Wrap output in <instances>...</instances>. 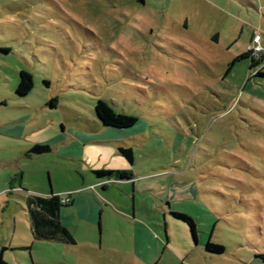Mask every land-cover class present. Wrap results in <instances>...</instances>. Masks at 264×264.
<instances>
[{
	"label": "rangeland",
	"instance_id": "374dc122",
	"mask_svg": "<svg viewBox=\"0 0 264 264\" xmlns=\"http://www.w3.org/2000/svg\"><path fill=\"white\" fill-rule=\"evenodd\" d=\"M262 1L0 0V120L16 119L27 131L41 126L27 137L51 139L62 128L99 123L96 99L143 120L152 164L159 158L170 170L178 166L197 190V198L171 201L193 218L197 245L186 246V224L165 218L166 234L189 254L183 262L264 264L258 257L264 255V77L252 76L257 66L249 68L248 57L226 71L251 33L258 32L264 45ZM212 33L217 42L208 39ZM19 70L32 78L23 96L15 93ZM109 158L101 155L112 171L116 164ZM157 166L146 174L155 176ZM24 168L35 178L25 180L29 186L40 184V176L46 190L48 176L56 190L80 182L52 152ZM117 180H106L104 197L127 208V197H115ZM135 184L154 188L157 204L167 190L163 177L136 178ZM23 209L14 208V231L10 219L0 230L26 246L5 250L8 264L135 263L125 224L115 220L110 230L109 213L102 214L100 244L96 227L90 234L82 221L73 227L74 244H65L34 240ZM114 230L119 239L107 235ZM207 240L224 251L204 252Z\"/></svg>",
	"mask_w": 264,
	"mask_h": 264
},
{
	"label": "crops",
	"instance_id": "0c3cea01",
	"mask_svg": "<svg viewBox=\"0 0 264 264\" xmlns=\"http://www.w3.org/2000/svg\"><path fill=\"white\" fill-rule=\"evenodd\" d=\"M246 2L251 5L259 3L261 6L263 4L262 0H257V2L256 0H246ZM208 39L217 42L218 34L212 33ZM148 126L143 120H139L129 128L103 126L99 122L94 124L93 127L78 125L76 127H68L67 129L62 128V131L54 138L37 140L35 136L27 137V134L41 126L27 131L20 124V121L16 119L9 121L0 120V230L5 225V222L10 219L11 228L14 231L16 226L14 208H19L23 205L28 223V231L33 238L25 211V198L29 195L48 196L50 194L60 195L67 193L66 196L70 201L60 208L58 217L62 226L70 232L73 241L74 228L78 226L79 221H82L85 230H88L90 234L96 227L98 244H100L102 238L101 218L105 212L106 214L109 213L106 219L109 221L110 230L111 228H115L113 226L116 224L115 220L125 224V232L122 234L129 236L127 241L133 255L131 258L135 259L134 264H161L165 259H172L174 264L177 261H179L178 264H185L183 260L189 259V254L183 251V247L179 244L177 245V240L173 241L166 234L165 218H169V220L175 222L176 219L170 215V211L182 210L171 204V201L197 198V190L192 179L186 178L184 173L179 171L178 166H175L177 170H173V168L170 170V164L162 163L159 158L155 159L154 163V165L158 164L156 170L159 171H156V175L146 174V169L151 168L154 170V165L152 164L154 158L149 154L150 138L146 133ZM42 141L49 146L47 153L52 152L61 160L67 162L71 168V174L73 175L74 172L80 178V182L76 178H71L74 180L72 186H65L56 190L52 188L53 184L51 185V180L48 176L50 186L46 190L44 187L45 180L43 186L40 176L36 178V181L40 184L33 185L31 182V186L26 184L25 180L31 181L35 178L31 175L29 169L24 168L25 162H31L33 158L41 154L26 156L25 151L31 145ZM118 147L131 148L133 160L130 164L117 152ZM104 154L110 156V160H115L116 167L113 170H127L131 172L130 178L118 179L119 183L117 184H121L120 186L115 185V197L122 200L123 196L127 197V208L125 206H116L114 202L104 197V192L108 189V185L105 183L110 177H96L92 172L98 169H110V167L106 166L105 161H101V155ZM139 154L142 156L146 155L149 159L145 157L143 161L137 160L140 157L138 156ZM74 162L80 163L76 165ZM172 163L176 164L177 161L173 160ZM93 165L96 166L94 167ZM136 167L143 170L137 172L135 170ZM87 170L90 171L89 177L86 174ZM152 177H163L166 181L167 190L164 198L159 201V204H157L156 199H153L152 191H155L154 188L135 184L136 178L148 179ZM111 178L117 179L115 176H111ZM98 185L100 189H98ZM27 188L30 190H27ZM21 200H23V204ZM104 205L106 206L105 210L102 207ZM109 207L112 210H109ZM183 229L185 231L184 241L186 246L191 248L197 245V238L194 243L190 237L188 228L184 227ZM108 233V236L110 235L115 239L121 237V234L116 230ZM12 242L11 235L7 238H3L0 235V257L5 264H8L3 258L5 250H22L26 247L23 242ZM166 250H168V254ZM202 254L205 255V253ZM246 263L250 264L251 262L246 261ZM194 264H200V262L197 261Z\"/></svg>",
	"mask_w": 264,
	"mask_h": 264
},
{
	"label": "trees",
	"instance_id": "16d2710c",
	"mask_svg": "<svg viewBox=\"0 0 264 264\" xmlns=\"http://www.w3.org/2000/svg\"><path fill=\"white\" fill-rule=\"evenodd\" d=\"M140 2L142 0H139ZM249 58V68L256 65L257 61L251 59L248 52L245 50L241 54L235 56L231 63L227 66L228 71L234 61L241 58ZM258 66V64L256 65ZM264 68L254 69L252 76L264 77ZM18 80L15 86V93L19 96L26 95L32 87L31 75L25 70H19L17 74ZM50 106L54 105L53 99L49 101ZM94 114L97 120L103 126H110L114 128H129L137 123V118L130 114L114 112L104 101L96 99L93 105ZM49 151V146L44 143H35L31 145L26 151L25 155L30 156L34 154H42ZM117 152L130 164L133 160V153L130 147H118ZM96 177L115 176L117 179H128L131 177V172L127 170H93ZM63 197L58 194H50L48 196L29 195L25 198V211L29 220V226L32 236L36 240H50L58 241L65 244H72L73 238L70 232L62 226L59 221L60 208L69 203L63 202ZM70 201V200H69ZM170 215L186 224L192 241L196 242V229L193 218L182 211H170ZM3 249V248H2ZM203 250L212 254H220L224 251L221 244H216L207 240L203 244ZM258 257L264 259V255L259 254ZM0 264H5L0 257Z\"/></svg>",
	"mask_w": 264,
	"mask_h": 264
},
{
	"label": "built area",
	"instance_id": "2783aa9c",
	"mask_svg": "<svg viewBox=\"0 0 264 264\" xmlns=\"http://www.w3.org/2000/svg\"><path fill=\"white\" fill-rule=\"evenodd\" d=\"M246 51L251 59L257 61V70L264 68V55L262 54L264 46L261 44V36L258 32L252 34L249 44L246 46ZM69 200L67 196L62 199L63 202H69Z\"/></svg>",
	"mask_w": 264,
	"mask_h": 264
}]
</instances>
